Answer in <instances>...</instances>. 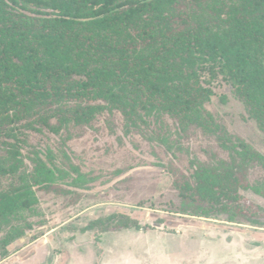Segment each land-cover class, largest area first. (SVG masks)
Wrapping results in <instances>:
<instances>
[{
  "label": "trees",
  "instance_id": "1",
  "mask_svg": "<svg viewBox=\"0 0 264 264\" xmlns=\"http://www.w3.org/2000/svg\"><path fill=\"white\" fill-rule=\"evenodd\" d=\"M263 51L264 0H0V179L7 180L0 231L8 230L0 245L28 235L32 223H18L34 212L36 191L72 193V203L81 197L56 183L62 170L38 156L27 177L18 131L59 134L91 125L106 110L138 125L160 109L182 135L192 125L218 133L227 159L190 161V175L167 168L179 198L175 212L264 227V186L249 179L253 168H264V153L203 113L214 92L190 67L210 60L224 70L264 136ZM74 171L70 186L87 189L94 178ZM93 225L100 232L144 227L123 213Z\"/></svg>",
  "mask_w": 264,
  "mask_h": 264
},
{
  "label": "rangeland",
  "instance_id": "2",
  "mask_svg": "<svg viewBox=\"0 0 264 264\" xmlns=\"http://www.w3.org/2000/svg\"><path fill=\"white\" fill-rule=\"evenodd\" d=\"M262 60L264 64V51ZM212 65L210 60L190 64L194 76L214 92L204 104L203 113L222 125L233 140L239 138L264 153L263 133L249 117L234 86L226 80V72ZM143 119L144 122L131 125L119 111L106 110L91 125H70L59 134L30 128L18 131L25 162L22 170L27 177L33 173L32 160L38 156L48 167L62 170L63 174L56 173V183L81 197L72 203L75 198L72 193L36 191L38 203L34 212H24L18 223L23 226L31 222L32 229L26 231L28 235L15 239L10 247L0 245V264L25 261L38 249L43 252L29 264H49L56 256L62 261L70 257V264H98L103 248L114 250L111 257L121 259V264L124 259L125 264H174V255L181 257V264L191 263V257L198 254L200 230L195 224L185 225L192 217L175 212L179 198L167 168L173 164L190 175V161H213V156L227 159L230 154L222 148L218 133L192 125L188 134L182 135L176 122L163 110H153ZM74 168L94 178L87 189L70 186L77 175ZM117 171L123 173L116 176ZM128 175L127 181L117 183ZM249 179L251 184L262 188L264 168H253ZM6 183V179H0V186ZM114 213L129 215L144 227L136 229L139 233L127 232L132 228L100 232V227L93 225ZM160 219L162 223L158 222ZM180 219L188 221H180L174 227ZM240 226L243 225L232 224L230 229L244 228ZM7 232V229L0 231V240ZM259 232H264V227ZM248 244L264 247V241L253 238ZM207 253L204 251L202 256L204 261L210 257ZM221 259L216 264H264V249L240 255L231 251Z\"/></svg>",
  "mask_w": 264,
  "mask_h": 264
},
{
  "label": "crops",
  "instance_id": "3",
  "mask_svg": "<svg viewBox=\"0 0 264 264\" xmlns=\"http://www.w3.org/2000/svg\"><path fill=\"white\" fill-rule=\"evenodd\" d=\"M190 216V215H187ZM192 217L193 220H190L189 223L185 224L186 226L195 224V226L199 227L200 233L198 234V237L200 239L199 242V250H198V254L196 256H192L191 260H190V264H216V262H221V257L223 256H227V254L229 255L231 253V251H233L234 254H250V253H254V252H259L261 251V249H264L263 246H255L253 247L250 246L249 240L256 239L257 241H264V239H261L260 237L264 238V232H259V229H263V227H258V226H253L250 224H246V223H238V222H230V221H226V220H222V219H212V218H205V217H197V216H190ZM220 221V222H224V223H219V224H212L213 222L211 221ZM184 222V221H188V220H176V224L174 225V227H177L178 225H180L179 222ZM205 221V222H204ZM232 224H237V225H243L240 227H244V228H237V230L233 231L232 229H230L232 226ZM173 227V228H174ZM135 228H132L130 230H127V232L133 233V232H137ZM183 229V228H182ZM219 230H222V232H220ZM219 231V232H217ZM212 236L216 237L215 239L212 238ZM207 247L209 248V250L207 249ZM232 247L231 250H229L230 252L227 254H223V251H228V248ZM114 250H106L103 248V250H101V252L99 253L97 262L98 264H121V259L116 260L115 258H112L111 255H113L114 252H112ZM204 251H208L207 254L210 255L209 259L205 258V261L202 259ZM43 252L40 249L35 250V253L29 257L27 260L25 261H20V260H15L13 263L11 264H29L33 261H35L36 259H38V257L40 256V253ZM131 252V251H130ZM222 254V255H221ZM55 256V255H54ZM172 257L175 256V262L174 264H181V257L179 255H170ZM167 257V256H165ZM70 257H68V259H65L62 261V259L58 258L57 256L54 258V260L49 263V264H70ZM62 261V262H61ZM126 260L124 259L123 264H125ZM184 262V261H183ZM185 263V262H184ZM187 264V263H185Z\"/></svg>",
  "mask_w": 264,
  "mask_h": 264
}]
</instances>
